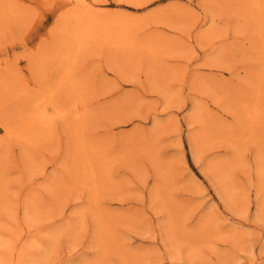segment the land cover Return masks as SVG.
Segmentation results:
<instances>
[{
    "label": "rangeland",
    "instance_id": "1",
    "mask_svg": "<svg viewBox=\"0 0 264 264\" xmlns=\"http://www.w3.org/2000/svg\"><path fill=\"white\" fill-rule=\"evenodd\" d=\"M0 264H264V0H0Z\"/></svg>",
    "mask_w": 264,
    "mask_h": 264
},
{
    "label": "bare ground",
    "instance_id": "2",
    "mask_svg": "<svg viewBox=\"0 0 264 264\" xmlns=\"http://www.w3.org/2000/svg\"><path fill=\"white\" fill-rule=\"evenodd\" d=\"M86 18H87L86 28H85L86 30L84 31L83 36H82V38L84 37V40H85V37L89 38L95 35L103 36L105 33L109 31L108 29L110 28L112 29V27H110L111 25L109 26V23L112 19H110L108 15H103L100 12H95L93 15L89 14L88 17ZM113 25L116 27L117 24H113L112 22V26ZM108 26L109 28L107 29Z\"/></svg>",
    "mask_w": 264,
    "mask_h": 264
}]
</instances>
